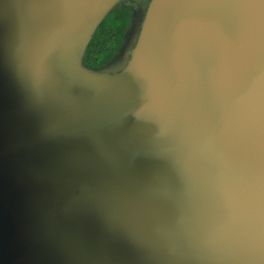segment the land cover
<instances>
[{
  "label": "water",
  "instance_id": "95a60500",
  "mask_svg": "<svg viewBox=\"0 0 264 264\" xmlns=\"http://www.w3.org/2000/svg\"><path fill=\"white\" fill-rule=\"evenodd\" d=\"M134 3L0 0V264H264V0Z\"/></svg>",
  "mask_w": 264,
  "mask_h": 264
},
{
  "label": "trees",
  "instance_id": "16d2710c",
  "mask_svg": "<svg viewBox=\"0 0 264 264\" xmlns=\"http://www.w3.org/2000/svg\"><path fill=\"white\" fill-rule=\"evenodd\" d=\"M131 12L130 7L119 5L110 13L111 22H102L88 46L86 64L99 67L111 60L123 42Z\"/></svg>",
  "mask_w": 264,
  "mask_h": 264
},
{
  "label": "flooded vegetation",
  "instance_id": "af4514ba",
  "mask_svg": "<svg viewBox=\"0 0 264 264\" xmlns=\"http://www.w3.org/2000/svg\"><path fill=\"white\" fill-rule=\"evenodd\" d=\"M139 2H141V3L143 4V3H146V2H147V0H135V3H134V4H132V7H133V6H135V7H136V6H137V3H139ZM131 9H132V8H131Z\"/></svg>",
  "mask_w": 264,
  "mask_h": 264
},
{
  "label": "rangeland",
  "instance_id": "374dc122",
  "mask_svg": "<svg viewBox=\"0 0 264 264\" xmlns=\"http://www.w3.org/2000/svg\"><path fill=\"white\" fill-rule=\"evenodd\" d=\"M126 6H129V4H126ZM130 7H132L131 5H130ZM110 16V17H109ZM111 14H109L108 16H107V18L105 19V22H111ZM104 22V23H105Z\"/></svg>",
  "mask_w": 264,
  "mask_h": 264
}]
</instances>
